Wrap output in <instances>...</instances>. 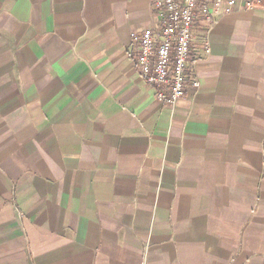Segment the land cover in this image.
Instances as JSON below:
<instances>
[{
    "label": "crops",
    "instance_id": "1",
    "mask_svg": "<svg viewBox=\"0 0 264 264\" xmlns=\"http://www.w3.org/2000/svg\"><path fill=\"white\" fill-rule=\"evenodd\" d=\"M154 1L0 0V264H264V6L193 23L171 108Z\"/></svg>",
    "mask_w": 264,
    "mask_h": 264
},
{
    "label": "built area",
    "instance_id": "2",
    "mask_svg": "<svg viewBox=\"0 0 264 264\" xmlns=\"http://www.w3.org/2000/svg\"><path fill=\"white\" fill-rule=\"evenodd\" d=\"M239 5L247 10L264 6V0H155L156 21L140 33H131V63L139 77L155 89V99L174 108L185 96L187 85L199 89L196 79L187 80L190 62L192 25L202 22L210 29L220 16ZM205 39L203 55H210Z\"/></svg>",
    "mask_w": 264,
    "mask_h": 264
}]
</instances>
